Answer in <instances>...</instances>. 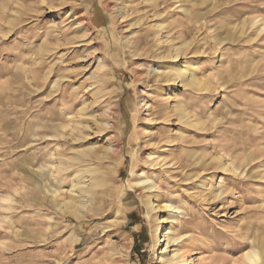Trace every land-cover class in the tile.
<instances>
[{"label":"rangeland","instance_id":"rangeland-1","mask_svg":"<svg viewBox=\"0 0 264 264\" xmlns=\"http://www.w3.org/2000/svg\"><path fill=\"white\" fill-rule=\"evenodd\" d=\"M256 16L264 0H0V264H159L166 229L165 264L264 246Z\"/></svg>","mask_w":264,"mask_h":264},{"label":"bare ground","instance_id":"bare-ground-1","mask_svg":"<svg viewBox=\"0 0 264 264\" xmlns=\"http://www.w3.org/2000/svg\"><path fill=\"white\" fill-rule=\"evenodd\" d=\"M83 14L77 15L76 19H77V23H78L79 27H81V29H84L85 34L83 33V35L88 36V29L89 28L87 27V21L84 18L86 15L83 17L82 16ZM246 20L247 19H243L241 21L246 22ZM250 21H251V24H256V23L260 22L258 24V32H262L264 30V17L258 18V16H256L253 19H251ZM134 25H136V23ZM243 26H244V23H243ZM161 28L164 29L166 27L162 26ZM82 37L83 36H81V38ZM75 43H76V41H71V44H75ZM176 51L180 52V48H176ZM106 63H108V61ZM106 63L105 62H99L98 63V67H99V69L102 70V72L105 71V69L107 67ZM190 73H191V75H193V72H189V74ZM91 76L96 78L95 70L91 73ZM184 76H185V73L183 71V68L182 67L178 68V70H176V77L183 78ZM186 79H188V77ZM188 80H189L188 83H190V84L198 85V86L203 85V82L199 81L197 78H193V79L190 78ZM94 82H92V83H94ZM146 108H147V106H146ZM106 112H107L108 116L111 117L110 115H113L114 109L112 107H110ZM183 117H186L185 114L180 115V118H183ZM105 125H106V127H111L113 125V122L107 120ZM107 150L110 153L118 152V148L115 146H113L112 148H108ZM241 164L243 165V162L240 163V165ZM227 166L233 167L236 165H235L234 161H231ZM238 167H235V168L237 169ZM85 171L87 172L88 170H85ZM147 188L151 189V186L149 185V186H147ZM60 204H62V207L66 208V209H71V212L74 215L80 216L79 209L72 202V199H70L69 201L60 203ZM147 205H148L149 210L152 212H155V213L158 211L166 210L168 208H175L171 204H168L164 201H160L156 204H153L148 200ZM155 218H156V222L154 223V230L157 231L160 228H162V223L164 222V219L162 216H157ZM160 230H162V229H160ZM161 237H162V239L158 240L159 252L156 253V259L158 260L157 262L159 264H165L167 262L170 263L171 261H173V258H172L173 256L172 257L166 256L167 248L169 246H173L174 243L176 241H179L181 238H183V236H179V232H173L172 230L166 229ZM255 242H253V245L251 246V251L245 252L239 260L237 259V261L234 260L232 262L235 264H264V246H263V244H261L259 242H258V244H257V242L256 243ZM164 245H165V247H164Z\"/></svg>","mask_w":264,"mask_h":264}]
</instances>
